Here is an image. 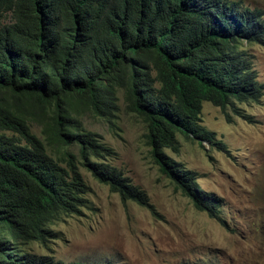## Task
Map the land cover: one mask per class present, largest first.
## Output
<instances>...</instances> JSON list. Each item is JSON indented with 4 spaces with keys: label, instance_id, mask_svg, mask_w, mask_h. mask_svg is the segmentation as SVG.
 I'll list each match as a JSON object with an SVG mask.
<instances>
[{
    "label": "trees",
    "instance_id": "16d2710c",
    "mask_svg": "<svg viewBox=\"0 0 264 264\" xmlns=\"http://www.w3.org/2000/svg\"><path fill=\"white\" fill-rule=\"evenodd\" d=\"M252 44H264L262 13L235 0H0V264H63L30 243H45L49 223L89 208L79 166L152 209L107 161L115 151L72 113L79 104L115 115L119 93L144 121L160 172L219 218L196 173L163 149L176 148L178 133L222 145L198 125L202 103L224 108L260 94Z\"/></svg>",
    "mask_w": 264,
    "mask_h": 264
},
{
    "label": "rangeland",
    "instance_id": "374dc122",
    "mask_svg": "<svg viewBox=\"0 0 264 264\" xmlns=\"http://www.w3.org/2000/svg\"><path fill=\"white\" fill-rule=\"evenodd\" d=\"M235 1L258 9L264 20V0ZM247 47L260 94L224 108L202 103L198 125L222 145L178 133L176 148L163 149L196 173V185L216 199L219 218L197 209L160 172L144 137V121L127 110L119 93L115 115H97L79 104L72 113L115 151L107 161L145 193L152 209L122 200L79 166L90 186L89 208L49 223L53 234L45 243L31 242V249L63 264H264V44ZM40 129L32 123L36 134ZM69 149L80 158L76 146Z\"/></svg>",
    "mask_w": 264,
    "mask_h": 264
}]
</instances>
